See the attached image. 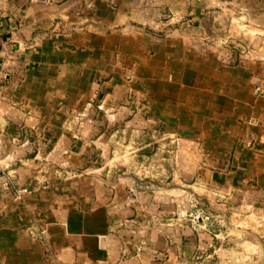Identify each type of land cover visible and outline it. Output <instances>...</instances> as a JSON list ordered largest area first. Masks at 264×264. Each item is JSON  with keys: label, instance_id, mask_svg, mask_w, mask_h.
Wrapping results in <instances>:
<instances>
[{"label": "crops", "instance_id": "obj_1", "mask_svg": "<svg viewBox=\"0 0 264 264\" xmlns=\"http://www.w3.org/2000/svg\"><path fill=\"white\" fill-rule=\"evenodd\" d=\"M154 158L209 222L148 219L135 175ZM249 222L264 0H0V264H251Z\"/></svg>", "mask_w": 264, "mask_h": 264}, {"label": "rangeland", "instance_id": "obj_2", "mask_svg": "<svg viewBox=\"0 0 264 264\" xmlns=\"http://www.w3.org/2000/svg\"><path fill=\"white\" fill-rule=\"evenodd\" d=\"M170 147H166L169 156L172 157L174 149H177L176 143H169ZM121 150H124L121 148ZM172 152V153H171ZM167 159V158H166ZM172 162L174 161L173 159ZM158 159L154 158L149 163L144 164L146 172L142 169L139 175L135 178H140L144 183V189L139 191V200L146 203L147 216L149 220H155L158 212L169 214L170 217L181 218L180 220L191 219L194 222H209L210 216L206 212V207L203 201L195 199V197H184L182 191L186 189L185 183L176 177L175 181L167 180L164 183L159 181L157 177ZM152 176H154L152 178ZM186 198V199H185ZM157 206H159L157 208ZM164 207V208H162ZM208 218V219H207ZM248 234L247 239L253 241L257 246L258 253L250 262L251 264H264V223H247ZM211 256L206 259V256ZM199 255L194 257L192 262H182L183 264H215L216 257L211 254Z\"/></svg>", "mask_w": 264, "mask_h": 264}, {"label": "built area", "instance_id": "obj_3", "mask_svg": "<svg viewBox=\"0 0 264 264\" xmlns=\"http://www.w3.org/2000/svg\"><path fill=\"white\" fill-rule=\"evenodd\" d=\"M246 55H248V53H246ZM98 109L101 110V106L98 107ZM71 119L73 121H75L76 124H78V126H81L82 122L87 120V114L85 112L78 113V114L74 115L73 118H71ZM26 193H27L26 189L17 188V189L14 190V194H15V198L16 199L22 198ZM31 236L33 238L42 239L43 236H44V232L41 231V230L40 231L34 230V231L31 232ZM144 248H145V242H141L140 246L136 250V254L135 255L138 256L143 251ZM210 257L211 256L207 255L206 259H209Z\"/></svg>", "mask_w": 264, "mask_h": 264}]
</instances>
